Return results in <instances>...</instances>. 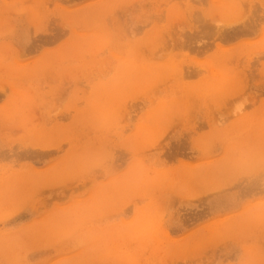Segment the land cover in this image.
I'll use <instances>...</instances> for the list:
<instances>
[{
    "label": "rangeland",
    "instance_id": "obj_1",
    "mask_svg": "<svg viewBox=\"0 0 264 264\" xmlns=\"http://www.w3.org/2000/svg\"><path fill=\"white\" fill-rule=\"evenodd\" d=\"M262 133L264 0H0V264H264Z\"/></svg>",
    "mask_w": 264,
    "mask_h": 264
},
{
    "label": "bare ground",
    "instance_id": "obj_2",
    "mask_svg": "<svg viewBox=\"0 0 264 264\" xmlns=\"http://www.w3.org/2000/svg\"><path fill=\"white\" fill-rule=\"evenodd\" d=\"M158 113H159V112H158ZM259 126H260V124H259ZM261 129H263V128H261ZM250 130H251V129H250ZM255 130H257V129H255ZM258 130L260 131V128H259ZM258 130H257V131H258ZM252 131H254V130H252ZM250 132H251V131H250ZM262 132H263V130H262ZM215 133H217V132H215ZM215 133H214V134H215ZM222 133H223V132H222ZM253 133H254V132H253ZM259 133H260V132H259ZM249 134H250V133H249ZM256 134H258V132H256ZM223 135H224V134H223ZM251 135H252V134H251ZM251 135H250V136H251ZM259 135H264V134L262 133V134H259ZM254 136L257 137L258 135H255V133H254ZM225 137H226V136H225ZM225 137H223V138H225ZM258 137H259V136H258ZM260 137H261V136H260ZM218 138H221V137H218ZM223 138H222V139H223ZM226 138H227V137H226ZM234 139H235V138H234ZM234 139H233V140H234ZM217 140H218V139H217ZM219 140H220V139H219ZM224 140H225V139H224ZM224 140H222V142H224ZM230 140H231V138H230ZM238 140H239V139H238ZM220 142H221V141H220ZM225 142H228V140L226 139ZM246 143H247V142H246ZM228 144H229V143H228ZM235 144H239V143L235 140V142H233L232 145H235ZM206 146H207V145H206ZM229 146H230V145H229ZM247 149H248V148H247ZM192 171H193V170H192ZM197 171H198V170H197ZM45 172H46V171H45ZM199 172H201V171L199 170ZM193 173H194V175H195L196 172L193 171ZM26 174H29V172H27ZM35 174H36V173H35ZM187 174H188V173H187ZM45 175H46V174H45ZM139 175L143 176L140 172H138V170L134 169L133 172H132L131 178H129L128 180H125L123 186L126 185V187H128L129 189H131L130 187H132L133 185H135V182H137V179H139ZM160 175H162V174H160ZM194 175H192V173H191V175H189V177H190V176L193 177ZM197 175L199 176V178H201L199 174H197ZM201 175H202V174H201ZM41 176H42V175H41ZM155 176H156V175L154 174L153 177H155ZM198 176H197V177H198ZM204 176H205V175H203L202 178H204ZM10 177H11V176H10ZM42 177H43V176H42ZM165 177H166V176H165ZM191 177H190V178H191ZM197 177L195 176V177H193V178L195 179V178H197ZM8 178H9V177H8ZM181 178H182V177H181ZM190 178H188V179H190ZM14 179H15V178H14ZM14 179H13V180H14ZM41 179H42V178H41ZM43 179H44V178H43ZM157 179H158V177H157ZM191 179H192V178H191ZM197 179H198V178H197ZM197 179H195V180H197ZM7 180H8V179H7ZM17 181H18V180H17ZM36 181H38V179H37ZM162 181H163V180H162ZM5 182H6V180H5ZM5 182H4V183H5ZM14 182H15V181H13V185H14ZM152 182H153V181H152ZM160 182H161V181H160ZM162 183H163V182H162ZM9 184H10V183H8V187H12V186H13L12 183L10 184V185H12V186H10ZM20 184H22V183H20ZM121 185H122V183H121ZM22 186H23V185H22ZM123 186H122V187H123ZM157 186H158V184H157ZM122 187H121L120 189H122ZM6 188H7V187H6ZM117 188H118V187H117ZM145 189H147V188H145ZM148 189H149V188H148ZM118 190H119V189H118ZM132 190H133V189H132ZM143 190H144V189H143ZM143 190H142V191H143ZM101 192H102V191H101ZM120 192H121V190H120ZM100 200H102V198H101ZM100 200H99V201H100ZM70 215H71V213H70ZM81 215H82V214H81ZM83 217H84V218H83ZM83 217L81 218V221H82L83 219L86 220V214H84ZM59 218H60V217H59ZM74 218H75V217H74ZM70 220H71V219H70ZM50 221H52V220H50ZM56 221H57V219H56ZM65 221H66V220H65ZM65 221H64V223H65ZM79 221H80V220H79ZM58 222H59V221H58ZM60 222L63 223L62 221H60ZM66 222H67V221H66ZM74 222L77 224L76 220H74ZM82 222H85V221L83 220ZM80 223H81V222H80ZM57 224H58V223L55 222V227H56ZM71 224H73L72 221H71L70 225L67 224L66 226H67V227L69 226V228H70ZM59 225H60V223L57 225V229H55L56 231H57V230L60 231V229H62L60 232L64 231V235H66V234H67V235H69V234L72 235V234H71V232L73 231L72 227L70 228V230H71V232H70V230H67V228H66V229H65V228L63 229V227H61L62 225H60L61 228H58ZM63 225H64V224H63ZM81 225H82V223H81ZM81 225H79V226H81ZM83 225H84V224H83ZM52 226H54V225H52ZM66 226H64V227H66ZM79 226H78V227H79ZM113 226H114V225H113ZM55 227H54V228H55ZM69 228H68V229H69ZM76 228H77V226H76ZM86 228H87V227H86ZM90 228H93V226L90 227ZM113 228H114V227H113ZM113 228H112V230H113ZM59 231H57V232H58L59 234H61ZM68 231H69V232H68ZM113 231H114V230H113ZM143 231L145 232V230H143ZM143 231H141V232H143ZM73 232H75V231H73ZM73 232H72V233H73ZM79 232H80V231H79ZM68 233H69V234H68ZM76 233H78V232H76ZM74 234H75V233H74ZM94 234H95V233H94ZM94 234H93V237L95 236ZM61 235H63V234H61ZM80 236L82 237V235H80ZM80 236H79V237H80ZM87 238H88V237H86L85 239H87ZM98 238H99V237H98ZM76 240H77V239H76ZM82 240H83V239H82ZM80 242H81V241H80ZM103 249H104V248H103ZM101 251H102V249H100L99 252H100V255L103 257L102 254L104 253V251H106V249L103 250V253H102ZM99 252H98V253H99ZM105 255H106V254H104V257H105ZM114 257H118V256L115 255ZM114 257H113V258H114ZM87 258H89V257H87ZM122 264H123V263H122Z\"/></svg>",
    "mask_w": 264,
    "mask_h": 264
}]
</instances>
